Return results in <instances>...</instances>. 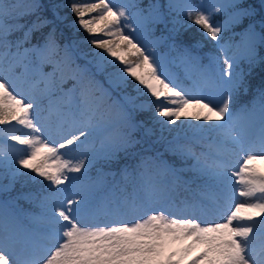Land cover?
Masks as SVG:
<instances>
[{
	"label": "snow or ice",
	"instance_id": "snow-or-ice-1",
	"mask_svg": "<svg viewBox=\"0 0 264 264\" xmlns=\"http://www.w3.org/2000/svg\"><path fill=\"white\" fill-rule=\"evenodd\" d=\"M253 16L242 0H0V264H264V88L237 99L241 62L264 63Z\"/></svg>",
	"mask_w": 264,
	"mask_h": 264
},
{
	"label": "trees",
	"instance_id": "trees-1",
	"mask_svg": "<svg viewBox=\"0 0 264 264\" xmlns=\"http://www.w3.org/2000/svg\"><path fill=\"white\" fill-rule=\"evenodd\" d=\"M45 2H46V0H45ZM61 2H67V0H61ZM139 2L141 4V6L144 7L148 3L153 2V0H139ZM159 2L164 3L166 1L165 0H159ZM243 3L248 5V6H250V4H251V6L253 7V11H254L253 17L255 20H258L261 24V19L264 18V9L262 8V6L260 4V0H245ZM62 15H67L68 19L63 24H60V26L57 29V39L59 40L61 45H63L64 43L68 42L71 39L72 30L70 28H68L66 25L75 19L73 14L67 8H65L63 10ZM223 17H224L223 14H219V15H217L216 19H222ZM248 22H249V20L246 18L242 22L241 25H236L233 27V29L242 30L243 27L245 25H247ZM260 24L256 25L258 27V31L260 30ZM45 31H47V29H45ZM189 33L196 39L201 38L199 35V30L195 26H193L191 29H189ZM157 34H159V31ZM18 35H20V34L19 33H13V38H15ZM78 35L80 37H83L85 35V33L80 32ZM222 35L229 36L228 33H222ZM234 38L237 40L240 39V37L238 35L235 36ZM38 39H39V34H36V35H34L32 42L36 43ZM214 43L215 42L205 41L204 42V49H202V52L203 51H212L216 54H219L218 50L214 48ZM261 54L264 55V52H262ZM78 61L81 65H83V63H84L83 60H78ZM240 67H241V69H243V71L245 73V83L248 86V92L244 93L243 88H241V90L238 94V98H237L238 103H240V104L250 103L252 101V99L257 95V89L264 88V63H257L255 66H253L251 68L250 71H249V66L247 65L246 62L242 61ZM176 70L178 71V73L181 71V69H178V68H176ZM71 83H72V81H69L66 85H69ZM140 118L143 119V118H145V116H141ZM170 159H172V158H170ZM104 167H105L106 171H108V170L118 171V168L116 166H113L110 169L107 166H104ZM6 180L7 179H4V181H6ZM27 190H28L27 188L21 189L19 183H17L15 188L8 195L15 196L19 191H27ZM184 194L185 193L181 192V195H184ZM4 195L5 194L1 193L0 197L3 198ZM21 204L25 208L29 207V205H27L23 201H21Z\"/></svg>",
	"mask_w": 264,
	"mask_h": 264
},
{
	"label": "rangeland",
	"instance_id": "rangeland-1",
	"mask_svg": "<svg viewBox=\"0 0 264 264\" xmlns=\"http://www.w3.org/2000/svg\"><path fill=\"white\" fill-rule=\"evenodd\" d=\"M166 1V0H165ZM245 0H242V2H244ZM114 2L116 3H122L124 2V0H114ZM153 2H159V0H153ZM191 2L193 4H199L201 3V0H191ZM212 2H217V0H203V3L207 4V3H212ZM260 4L262 6V8L264 9V0H260ZM251 6V4H250ZM251 8L253 9V7L251 6ZM227 17L224 16L222 19L220 20H223V19H226ZM252 20L256 23V25L260 24V22L258 20H255L254 17H252ZM242 30H237V29H232L230 32H228V35L231 36L232 35V32H240ZM257 31H258V27H257ZM235 41H239L237 39L234 38ZM76 63L80 64L79 61L77 60ZM179 69V68H178ZM175 70V69H174ZM45 71H51V67L50 66H45ZM177 71V70H176ZM72 84V83H71ZM71 84L69 85H65V87H71ZM26 131V130H25ZM0 183H4V184H7L8 183V180L4 181V180H0Z\"/></svg>",
	"mask_w": 264,
	"mask_h": 264
}]
</instances>
